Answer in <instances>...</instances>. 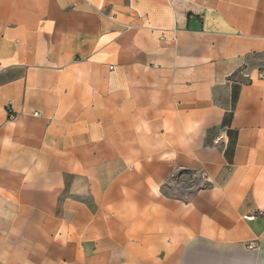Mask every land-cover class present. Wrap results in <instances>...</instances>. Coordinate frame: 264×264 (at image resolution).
Masks as SVG:
<instances>
[{
  "label": "crops",
  "instance_id": "0c3cea01",
  "mask_svg": "<svg viewBox=\"0 0 264 264\" xmlns=\"http://www.w3.org/2000/svg\"><path fill=\"white\" fill-rule=\"evenodd\" d=\"M0 264H264V0H0Z\"/></svg>",
  "mask_w": 264,
  "mask_h": 264
},
{
  "label": "built area",
  "instance_id": "2783aa9c",
  "mask_svg": "<svg viewBox=\"0 0 264 264\" xmlns=\"http://www.w3.org/2000/svg\"><path fill=\"white\" fill-rule=\"evenodd\" d=\"M249 218H253V216H249Z\"/></svg>",
  "mask_w": 264,
  "mask_h": 264
}]
</instances>
